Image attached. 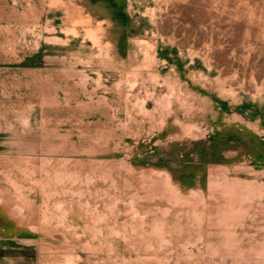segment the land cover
<instances>
[{"label":"rangeland","instance_id":"1","mask_svg":"<svg viewBox=\"0 0 264 264\" xmlns=\"http://www.w3.org/2000/svg\"><path fill=\"white\" fill-rule=\"evenodd\" d=\"M0 264H264V0H0Z\"/></svg>","mask_w":264,"mask_h":264},{"label":"bare ground","instance_id":"2","mask_svg":"<svg viewBox=\"0 0 264 264\" xmlns=\"http://www.w3.org/2000/svg\"><path fill=\"white\" fill-rule=\"evenodd\" d=\"M122 68H123V70L125 69V68H124V64H122Z\"/></svg>","mask_w":264,"mask_h":264}]
</instances>
